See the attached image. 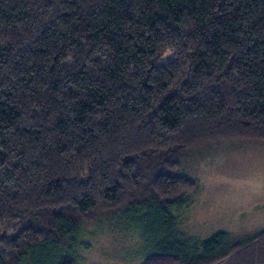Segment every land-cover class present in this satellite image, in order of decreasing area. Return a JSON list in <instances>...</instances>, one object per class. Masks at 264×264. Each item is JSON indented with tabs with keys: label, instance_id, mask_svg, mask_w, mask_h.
Here are the masks:
<instances>
[{
	"label": "trees",
	"instance_id": "16d2710c",
	"mask_svg": "<svg viewBox=\"0 0 264 264\" xmlns=\"http://www.w3.org/2000/svg\"><path fill=\"white\" fill-rule=\"evenodd\" d=\"M237 139L264 141V0H0V264H76L84 223L148 210L140 264H264V229L174 233L184 161Z\"/></svg>",
	"mask_w": 264,
	"mask_h": 264
},
{
	"label": "rangeland",
	"instance_id": "374dc122",
	"mask_svg": "<svg viewBox=\"0 0 264 264\" xmlns=\"http://www.w3.org/2000/svg\"><path fill=\"white\" fill-rule=\"evenodd\" d=\"M184 169L197 187L174 215L180 239L205 240L220 231L244 239L264 229V141L212 145L190 155ZM112 214L102 212L97 221L81 226L76 264H140L155 251L158 229L167 227L152 210L117 218Z\"/></svg>",
	"mask_w": 264,
	"mask_h": 264
}]
</instances>
